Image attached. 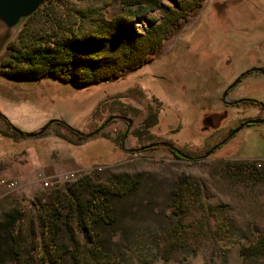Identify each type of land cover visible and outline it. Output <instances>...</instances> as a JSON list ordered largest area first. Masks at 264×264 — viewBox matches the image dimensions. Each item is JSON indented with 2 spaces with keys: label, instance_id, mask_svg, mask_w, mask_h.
<instances>
[{
  "label": "rangeland",
  "instance_id": "374dc122",
  "mask_svg": "<svg viewBox=\"0 0 264 264\" xmlns=\"http://www.w3.org/2000/svg\"><path fill=\"white\" fill-rule=\"evenodd\" d=\"M57 3L53 10L60 9L61 0ZM45 8L42 5L29 20L19 18L12 26L0 20V57L5 43L26 22L30 33H41L36 29L46 25ZM121 10L119 0H109L102 8L107 17ZM148 15L161 16L153 9L134 18L138 28ZM263 64L264 0H202L163 39L150 62L126 68L117 77L75 87L48 75L17 79L0 73V112L23 132L34 131L51 118L84 133L112 114L131 119L122 135L126 122L113 118L86 136L56 121L38 134L16 136L0 117V180L15 182L10 189L0 182V220L14 208L23 215L33 214L41 203L63 197L71 185L86 199L91 186L99 184L111 207V219L95 222L91 230L100 248L109 253L106 264H242L243 235L250 224L264 218V123L245 124L214 152L204 150L237 118L255 113L256 106L247 102L224 106L219 93L245 68ZM227 94V98L251 97L264 104V75L245 74ZM202 106L220 110L203 133L194 120L195 110L201 112ZM152 110H157V122L142 126ZM134 128L138 137L132 133ZM208 131L210 135L204 134ZM155 140L171 141L185 152L203 155L176 157L162 144L138 148ZM235 161L255 165L258 179L224 169ZM183 175L206 188L207 201L225 205L230 223L225 234L203 243L194 253L180 252L164 260L158 254V230L173 220L172 189ZM121 178L135 181L127 187ZM75 231L83 235L80 226ZM67 234L60 229L57 240L68 242ZM66 264L74 263L67 259Z\"/></svg>",
  "mask_w": 264,
  "mask_h": 264
},
{
  "label": "trees",
  "instance_id": "16d2710c",
  "mask_svg": "<svg viewBox=\"0 0 264 264\" xmlns=\"http://www.w3.org/2000/svg\"><path fill=\"white\" fill-rule=\"evenodd\" d=\"M57 1L42 0L31 13L20 17L29 20L42 5L46 7V25L36 29L40 34L30 33L26 22L15 37L5 43L0 73L17 79L48 75L75 87L117 77L122 70L134 69L149 61L163 39L173 33L179 20L202 0H119L122 10L109 17L102 12L109 0H61L60 9L53 10ZM153 9H158L160 18L148 15L145 24L141 23L138 28L133 19ZM0 117L6 127L12 126L1 112ZM54 121L78 136H86L60 119ZM101 125L103 122L91 133L99 131ZM10 134L17 136L24 132L10 128ZM134 134L138 136L136 130ZM199 157L202 154L187 156ZM225 168L258 179L254 174L258 168L246 161L228 162ZM119 180L127 187L135 181L133 178ZM103 188L93 184L90 196L82 199L71 185L67 186L63 197L57 196L49 204L41 203L33 214L23 215L16 208L6 211L0 220V264L6 261L66 264L67 259L74 264L108 263L109 253L100 248L99 238L93 236L91 230L95 222L111 219V207ZM205 191L206 188L190 175L178 178L170 203L173 220L160 228L157 235L158 254L162 259L175 258L180 252L192 254L203 243L226 233L230 223L227 209L222 203L207 201ZM76 225L82 228L81 237L76 234ZM247 228L248 232L243 235L246 242L239 247L241 262L264 264V218ZM60 229L68 233V242L57 240Z\"/></svg>",
  "mask_w": 264,
  "mask_h": 264
},
{
  "label": "flooded vegetation",
  "instance_id": "af4514ba",
  "mask_svg": "<svg viewBox=\"0 0 264 264\" xmlns=\"http://www.w3.org/2000/svg\"><path fill=\"white\" fill-rule=\"evenodd\" d=\"M151 61V58H150V60L149 61H147V62H150ZM147 62H145V63H147ZM144 63V64H145ZM143 65V64H142ZM141 66V65H140ZM139 67V66H138ZM258 67H260L263 71H264V64L263 65H252V66H250V67H248V68H245V70H243V71H241V72H239L233 79H231L229 82H228V84L226 85V86H224L223 87V89L221 90V92L219 93L220 94V100H221V102H222V104L224 105V106H231V105H233V104H238V103H240V102H247L248 104H251V105H255L256 106V109H255V113H251V114H249V115H247V116H243V117H240V118H237L238 120L235 122V123H233V124H230L228 127H227V129H226V131L222 134V136H221V138H219L218 140H216V141H214L212 144H210L209 146H207L206 147V149L204 150V153L205 152H207V153H211V152H214L215 150H217V148L219 147V146H221L224 142H226L227 140H229V138L233 135V134H235L243 125H245V124H248V123H264V121L263 122H251V121H248L249 119H254V118H261V117H264V104L259 100V99H256V98H251V97H229V98H227L226 96L228 95L227 94V92L245 75V74H247V73H250V72H252V71H257V72H259V73H261L262 75H264V73L261 71V70H259L258 69ZM137 68V67H136ZM223 91H225V94L224 95H222V93H223ZM229 96V95H228ZM222 98H224L225 100H233V99H238V98H240V100L239 101H236V102H225V101H223V99ZM212 100V99H211ZM206 109L204 110V106H202L201 107V112H199V111H196L195 110V112H196V117H195V125H196V127L198 128V130L200 131V132H202L203 131V129H204V127H206V126H211V124H213V117L215 116H217L219 113H220V110H214L213 108H208V106H206L205 107ZM234 108V107H233ZM150 109V108H149ZM234 109H236L235 111H237V113L239 112L238 111V109L237 108H234ZM157 111V110H156ZM156 111H154V110H152L151 112H149L148 114H147V116L146 117H144L143 118V121H142V123H141V125L142 126H144V127H148V126H150V125H153V124H155L156 122H157V112ZM152 114H154L153 116H152ZM118 115V114H117ZM121 116H124V115H121ZM126 117V116H125ZM147 117H148V119H147ZM120 118H123L124 119V117H120ZM129 118V117H128ZM130 119V118H129ZM144 120H146V122L144 121ZM124 121L126 122V125L122 128V130H121V135L126 131V129H127V127L129 126V124H130V122H131V119H130V121L128 122L126 119H124ZM199 121H200V123H201V128H200V125H199ZM203 121L205 122L204 123V125H203ZM101 122H103V125H105L108 121H105V119L104 120H102ZM100 122V123H101ZM146 123H147V125H146ZM239 124H241V126L237 129V130H235V131H233V129L237 126V125H239ZM102 125V126H103ZM146 125V126H145ZM8 128V127H7ZM11 128V127H10ZM10 128H9V130H10ZM14 130V129H13ZM137 131L138 132V128H134L133 130H132V133L134 134V131ZM17 132V131H16ZM203 133V132H202ZM204 134H208V135H210L211 134V131H208V132H205ZM135 135V134H134ZM135 136H137V135H135ZM138 137V136H137ZM203 138H206V136L205 137H203ZM162 141H165V142H167L168 144H163L162 143ZM150 142H156V144L155 145H157V144H162V145H165L169 150H170V152L173 154H176L175 152H174V150L173 149H171V147H170V145H172V146H174V147H176L177 149H179L180 151H182L183 153H185L186 154V156H179L178 154H176L177 156H179V157H187L190 153H188V152H185L184 150H182L181 148H179V147H177V146H175L174 145V143H172L171 141H167V140H158V141H150ZM148 143V142H147ZM143 144H145V143H143ZM142 145V144H141ZM154 146V145H153ZM153 146H151V147H153ZM150 147V148H151ZM99 154H101V153H99ZM192 154V153H191ZM193 154H195V153H193ZM199 154H201V153H199ZM203 155V154H202Z\"/></svg>",
  "mask_w": 264,
  "mask_h": 264
},
{
  "label": "water",
  "instance_id": "95a60500",
  "mask_svg": "<svg viewBox=\"0 0 264 264\" xmlns=\"http://www.w3.org/2000/svg\"><path fill=\"white\" fill-rule=\"evenodd\" d=\"M41 2H42V0H0V20L4 24H6L7 26H12L13 24H15L18 21V19L20 17H24V16L28 15L29 13H31L38 6V4H40ZM258 69L264 73V71L260 67H258ZM224 94H225V91H223L222 95H224ZM222 99L225 102H236V101L240 100V98L233 99V100H225L224 98H222ZM120 117H124V119H126L128 122L130 121V119L128 117L117 115V114L109 115L105 119V121H108V120L113 119V118H120ZM56 119H58V118H51L45 124L40 126L38 129H36L34 131H26V132H24V134L25 135H35V134L43 131L48 123H50ZM248 121L263 122L264 117L249 119ZM240 126H241V124L237 125L233 129V131L237 130ZM11 128L14 129L15 131H17L18 133H22V130H20L19 128H17L13 124H12ZM80 133L82 135H90L91 134V132H86V133L80 132ZM162 143L168 144L165 141H162ZM155 144H156V142H148V143L139 145L138 148L143 149V148L151 147ZM170 147L179 156H186L185 153H183L182 151H180L176 147H174L172 145H170ZM134 149H136V148H134ZM206 153L207 152H205V154Z\"/></svg>",
  "mask_w": 264,
  "mask_h": 264
},
{
  "label": "built area",
  "instance_id": "2783aa9c",
  "mask_svg": "<svg viewBox=\"0 0 264 264\" xmlns=\"http://www.w3.org/2000/svg\"><path fill=\"white\" fill-rule=\"evenodd\" d=\"M46 180H43V182ZM1 183H3L6 187H8L9 189L12 188L14 186V181H4V180H0ZM42 182V183H43Z\"/></svg>",
  "mask_w": 264,
  "mask_h": 264
},
{
  "label": "bare ground",
  "instance_id": "6f19581e",
  "mask_svg": "<svg viewBox=\"0 0 264 264\" xmlns=\"http://www.w3.org/2000/svg\"><path fill=\"white\" fill-rule=\"evenodd\" d=\"M71 172H72V171H71ZM71 172H68V173H71ZM68 173H67V174H68ZM67 174H66V175H67ZM45 183H47V181H44L42 184H45Z\"/></svg>",
  "mask_w": 264,
  "mask_h": 264
}]
</instances>
